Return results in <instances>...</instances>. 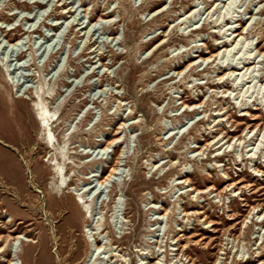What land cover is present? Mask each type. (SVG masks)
I'll list each match as a JSON object with an SVG mask.
<instances>
[{"label": "rangeland", "instance_id": "374dc122", "mask_svg": "<svg viewBox=\"0 0 264 264\" xmlns=\"http://www.w3.org/2000/svg\"><path fill=\"white\" fill-rule=\"evenodd\" d=\"M51 1L0 0V264H264V0Z\"/></svg>", "mask_w": 264, "mask_h": 264}, {"label": "bare ground", "instance_id": "6f19581e", "mask_svg": "<svg viewBox=\"0 0 264 264\" xmlns=\"http://www.w3.org/2000/svg\"><path fill=\"white\" fill-rule=\"evenodd\" d=\"M61 1V0H60ZM52 3H53V0L51 1ZM65 5V3H63V5L62 6H64ZM74 10V9H73ZM110 11V10H109ZM192 12H194V10H191V12L190 13H192ZM62 14H64V15H66V14H71L72 16H71V18H73V23H71L70 24V26L71 27H81L82 25L81 24H79V23H76V21H75V16H74V12L72 11V8H67V7H65V8H63V10H62ZM109 14L110 13H107L106 14V17H107V19L108 20H110V18H108L109 17ZM188 16V15H187ZM104 20H106L105 18H101V20L100 21H102V22H104ZM114 20V19H113ZM69 21V20H68ZM110 21H112V20H110ZM110 21H105V22H110ZM101 22V23H102ZM70 23V22H69ZM69 23H67L68 24V27H69ZM75 23V24H74ZM100 23V22H99ZM57 24H59V22L57 23ZM56 23H55V27H58V25H57ZM227 25H229L228 23H227ZM70 27V28H71ZM236 27H238V25L237 24H235L233 27H229V30L231 29V28H236ZM247 27V26H246ZM28 29V28H27ZM84 29H86V28H80L79 30H80V32L82 33V30H84ZM90 32V31H89ZM89 32L88 31H86L85 33H84V35L83 36H86L87 37V35L89 34ZM243 32H241L240 34H236V32L234 31V35H235V39L232 41V42H230V43H227V41H224L223 43V45L225 46V47H223L222 48V56H221V58L219 57L220 55H221V52H218L217 54H214L213 56H214V59H213V61H212V63H214L217 59L218 60H222L224 57H225V55H224V53H226V52H229L228 50L230 49V48H232V47H235V46H233V44L235 45V44H237L236 43V41H237V38H240L241 39V37L243 36ZM23 36V35H22ZM22 36H20V38H18L17 40H15L13 43H11L9 46H11L12 48H17V56H16V53H15V56H16V59L18 60L21 56H22V54H23V50H22V48H24L23 47V45H24V43H22L21 42V40H22ZM85 39V38H84ZM90 39V38H89ZM86 40V39H85ZM82 41V40H81ZM87 41V40H86ZM1 43V42H0ZM257 45V44H256ZM12 50V49H11ZM14 51V50H13ZM20 51V53H18ZM99 52V51H98ZM217 52V51H216ZM257 52H258V55L259 56H263L264 55V52H259L258 50H257ZM98 54V53H97ZM96 54V55H97ZM95 56V55H94ZM101 56V55H100ZM93 57V56H92ZM99 57V56H98ZM200 61H204V62H206V61H210V58H204V56L202 55V52L199 54V55H197L196 56ZM94 59V58H93ZM212 59V58H211ZM254 60H256L255 58H254ZM195 62H197L196 60H193V61H191L190 62V66L192 65V64H195ZM230 63V62H229ZM236 64V63H235ZM224 65V64H223ZM254 65V66H253ZM225 68H226V70H229V71H231L230 72V75H236V76H239L240 74H242L243 72V76H245L246 74H247V72H249L252 68L254 69L255 68V61H250V58H247L243 63H238V64H236V65H232V64H226V66H225ZM221 69V68H220ZM252 69V70H253ZM179 74V73H178ZM223 78H225V74H223V76L221 77V79H223ZM31 80V79H30ZM229 80V77H226L225 79H224V81L221 83V84H223V83H225L226 81H228ZM236 80V79H235ZM221 81V80H220ZM233 81V80H232ZM219 83V82H218ZM217 83V84H218ZM216 84V85H217ZM20 91V90H19ZM20 93V92H19ZM36 94V97L37 98H42V95L41 94H39L38 92H36L35 93ZM36 97L33 95V96H31V99L34 101V102H36V106H38V107H36V112L34 113L33 112V116H34V118H35V120L37 121V123H38V125H39V128L44 132V131H46V129H45V126H46V124H47V121H49V120H52V118H53V116H54V114L52 115L50 112L49 113H46V111L43 109V107L42 106H39V103H37V99H36ZM184 104H186V103H184ZM195 106V105H194ZM198 106H200V105H198ZM188 108H190V107H188ZM242 115H246L245 113H243ZM58 120V118L54 121V122H52V124H54L56 121ZM127 124V123H126ZM245 125V124H244ZM118 133L116 132L113 136H116ZM46 137V134L45 135H43V140H44V142H45V144H46V146H47V148H49V149H51L52 148V150H54V142H53V139L51 138V136L49 135V137L50 138H45ZM116 140H118V139H113V140H111V141H109V143H108V147L109 146H111ZM229 142V141H228ZM50 143H52V145L51 146H49V144ZM223 146V145H222ZM221 146V147H222ZM221 147H219L218 148V150L221 148ZM199 153V152H198ZM118 171H119V166L117 165L116 167H114V168H112L111 169V171H110V173L108 174V175H106V177H105V180L102 182V183H104V182H110V183H114V178L118 175ZM53 173H54V175H55V178L57 179V181H56V184H57V187H59V188H61V186H60V184H59V182L58 181H60V175H61V173H62V171H61V169L59 168V167H57V168H55V170H53ZM186 181V180H185ZM185 181H181V183H184ZM61 183H63V180L61 179ZM101 185V184H100ZM102 185H104V184H102ZM249 202V201H248ZM200 209V208H199ZM256 209V208H255ZM255 209H254V211H255ZM252 211V210H251ZM263 215V214H262ZM16 234V233H15ZM14 234V231H8V234H7V236H0V244L2 243V242H5V243H8V242H10V241H15V240H18V239H20L21 238V236H19V234H18V236H16ZM16 242V241H15ZM14 243V242H13ZM15 244V243H14ZM17 244V243H16ZM15 246V245H14ZM14 246H13V249H14ZM3 246L1 247L0 246V252L1 251H3ZM100 249V248H99ZM152 263V260L150 261V262H148V264H151ZM247 263V262H246ZM251 263V262H250ZM8 264H14L13 263V260H10L9 261V263ZM156 264H158V263H156Z\"/></svg>", "mask_w": 264, "mask_h": 264}]
</instances>
